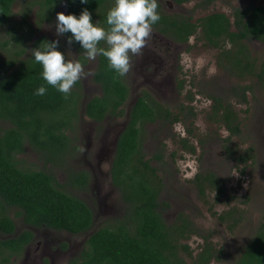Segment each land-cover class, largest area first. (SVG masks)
<instances>
[{
    "label": "trees",
    "instance_id": "trees-1",
    "mask_svg": "<svg viewBox=\"0 0 264 264\" xmlns=\"http://www.w3.org/2000/svg\"><path fill=\"white\" fill-rule=\"evenodd\" d=\"M21 2L22 12L15 4ZM184 3L190 0H174ZM203 2L215 0H197ZM24 3V4H23ZM114 0H0V30L7 27L11 41L17 43L14 58H0V264H13L12 257L22 252L33 238L30 229L17 233V218L27 226L65 230L72 234H88L94 226V211L80 196L89 190L91 176L87 171L71 167L73 151L79 149L72 136L81 118L84 92L81 80L77 81L68 95L58 92L42 78V67L34 61L31 49L45 40H54L47 34H39L41 26L55 22L61 6L66 12L79 13L87 8L93 22L107 27V11ZM158 0L161 19L152 27L187 42L199 32V40L217 50V65L226 71L233 82L226 92L210 94L212 103L207 118L224 128L228 136L222 140L228 156L239 164L256 159L255 146L242 148L245 143L244 121L237 105H246L249 112L251 97L264 92V5L236 7L228 15L223 11L207 12L193 21V15H172ZM34 12V22L30 21ZM22 15L21 20L16 19ZM38 33V34H37ZM70 33L64 34V42L78 52L79 61L87 62L84 50L78 43H67ZM31 42V49L23 47ZM261 44L262 51L255 49ZM105 47L103 41L100 44ZM59 48L64 52L60 42ZM19 49V50H18ZM67 57V56H66ZM98 65L93 78L101 86V94L87 97L83 114L97 122L100 128L110 117L122 116L132 90L126 75L119 76L103 56H97ZM44 85L42 96L35 90ZM179 90L185 89L184 81ZM194 96L186 95L176 107L160 103L149 92L137 97L131 107L129 120L119 135L112 161L111 176L118 189L123 211L108 218L85 241L79 257L68 264H212L222 262L223 247L213 241V234L201 230L185 211H180L173 222H168L165 210L171 203L164 200L167 173L164 165L167 150L161 148L148 155L144 145L147 123L175 124L197 116L191 104ZM188 133L193 134L188 128ZM242 135V136H241ZM234 137L240 141H232ZM199 141H203L199 138ZM228 141H232L228 143ZM182 149L195 153L196 145L189 137L179 139ZM228 143V144H227ZM234 143V145H232ZM40 152L45 167L40 169L24 166L19 157L27 147ZM177 152H173V156ZM50 165V166H49ZM66 177L60 180L58 171ZM203 200L215 192V201L227 202L234 196L226 193L225 180L213 171L199 172L192 180ZM11 210L15 212L11 214ZM246 217L237 206L220 215V220H231L235 228ZM197 235L203 240L195 254L190 239ZM233 264H264V217L253 237L236 254Z\"/></svg>",
    "mask_w": 264,
    "mask_h": 264
},
{
    "label": "rangeland",
    "instance_id": "rangeland-1",
    "mask_svg": "<svg viewBox=\"0 0 264 264\" xmlns=\"http://www.w3.org/2000/svg\"><path fill=\"white\" fill-rule=\"evenodd\" d=\"M162 1L168 9L177 11L172 0ZM251 5H264V0H218L207 9L199 8L196 10V3L191 2L182 8L185 11L194 9L195 16L199 18L207 12L223 11L231 14L236 6L249 7ZM22 8L20 1L15 4L16 11L22 12ZM64 10L65 7L61 6L59 12H65ZM21 16L18 14L16 19L21 20ZM34 18V12H31L30 21L34 22ZM153 32L157 34L154 29H152ZM38 33L58 39L64 46L66 56L69 59L79 60L78 52L64 42V35H56L55 22L42 25ZM199 36L200 33L192 37L187 43L182 44L178 51L176 45L172 46L165 42L166 40L152 36L153 44L157 41L162 45L163 50L172 52L171 56L176 57L177 64L174 65V68L165 65L162 70L156 73L155 77L145 78L144 73L147 68L150 72L156 70L152 66L146 67L147 58L142 57V52L146 53L152 47L147 43L150 40L148 37L141 52L131 56L130 69L126 74V79L131 86L132 93L124 107L126 112L122 116L108 118L102 128L97 122L83 114L87 97L102 92L100 84L93 78L97 58L95 61L88 60L83 64L85 71L89 74L86 78L81 79L84 100L81 106V118L72 133L79 149L73 152L72 159L76 168L88 170L93 175V188L80 193L85 200L87 199L92 203L94 208L95 224L88 233L90 234L103 225L108 218L120 214L125 207L110 183V168L119 135L129 120L131 107L139 94L149 92L160 103L171 106L174 110L180 103L184 101L187 103L186 95L192 94L194 99L191 104L195 106L194 110L197 116L186 118L185 121L172 125L157 122L147 123L144 130V145L148 155H151L157 148H161L162 144L167 150L164 165L165 173H167V187L164 190L163 198L171 203V206L165 210L168 222H173L180 211H185L201 230L212 233L213 241L219 244V247H223L225 252L223 261L212 264H233L236 254L253 237L264 217V92L258 91L257 97H251L249 112L246 110V105H237V108L241 110L240 116L244 121V128H246L244 132L245 143L242 148L255 146L257 156L256 163L251 158L248 163L239 164L236 159L228 156L224 146L226 142H223L222 139L228 136V132L209 121L206 116L212 103L209 95L226 92L231 86L233 78L217 65V50L207 47L199 40ZM7 39H10V36L7 27L4 26L0 30V58L2 59L17 57L15 56L17 47L20 48L13 40L4 48L1 43ZM29 45L31 49V42L23 47L28 50ZM254 47L259 51L263 49L261 44H256ZM180 79L185 80V89L182 92L175 85L176 81L179 82ZM152 81H161V88L153 85ZM167 81L174 82V86H171ZM5 125L8 124L0 122L1 127ZM188 128L193 131L191 136L188 133ZM182 137L192 139L197 147L195 153L181 148L179 139ZM199 138L203 141H199ZM232 141L241 142V138L234 137ZM232 141H228V143ZM173 152H177L175 156H173ZM40 156V152L28 146L26 152L19 157L25 164L24 166L40 169L45 167ZM206 170L217 173L221 179L225 180L226 193L234 196L230 203L226 201L227 198H223V201H215V192L208 197V202L199 195L197 185L192 180L199 172ZM58 177L64 181L65 175L59 172ZM233 206L245 211L246 217L235 228L230 229L231 220L223 222L220 220V215ZM14 212L15 210H11V214ZM41 228L37 234L39 239L43 241L42 244L47 245V242H50L46 240L44 235L56 239V243H70L67 258L78 256L88 238V234L77 236L76 234H68L66 231L56 233L49 228ZM24 229H31V227L18 219L17 233ZM202 242L201 237L197 235L190 239L195 254ZM35 248L36 245H33L28 250L25 259L16 264H30L27 261H32L35 257ZM57 257L55 255V258ZM58 263L59 260H52L51 263L45 261L43 264Z\"/></svg>",
    "mask_w": 264,
    "mask_h": 264
},
{
    "label": "clouds",
    "instance_id": "clouds-1",
    "mask_svg": "<svg viewBox=\"0 0 264 264\" xmlns=\"http://www.w3.org/2000/svg\"><path fill=\"white\" fill-rule=\"evenodd\" d=\"M89 2L80 0L81 4ZM160 19L158 0H114L106 14L107 27L93 22L91 12L85 8L79 15L57 12L55 33L57 36L70 33L67 43H78L89 61L103 56L115 73L125 76L130 69L131 56L141 52L152 33V26ZM102 41L105 47L100 46ZM59 44L58 39L45 40L30 51L34 61L42 67L43 80L58 92L68 95L76 82L89 73L79 60L66 57ZM46 91V87L41 85L35 90V95L42 96Z\"/></svg>",
    "mask_w": 264,
    "mask_h": 264
},
{
    "label": "flooded vegetation",
    "instance_id": "flooded-vegetation-1",
    "mask_svg": "<svg viewBox=\"0 0 264 264\" xmlns=\"http://www.w3.org/2000/svg\"><path fill=\"white\" fill-rule=\"evenodd\" d=\"M174 2V4L176 5V9L177 11H172L170 9L167 8V6L165 5V3H163L162 0H160V2H162V7L167 11L169 12L170 14L172 15H193L194 18H193V21H196L198 17L195 16V10L196 9H199V8H209V6H211L213 3L217 2L218 0H215V1H211V3H205L203 2V5L202 6H197V0H190V1H187V2H184V3H176L174 0H172ZM191 2H195L196 3V7H195V10L192 9L191 11H188V10H183L184 6H186L187 4L191 3ZM238 7V6H236ZM194 10V11H193ZM204 10V9H203ZM233 12V11H232ZM206 14V13H204ZM203 14V15H204ZM228 14V13H227ZM230 15V14H228ZM197 22V21H196ZM152 29H154L157 34H155L154 32L151 33V35L149 36V39L148 40V44L151 45V49H149L146 53L145 52H142V57L144 56V59H146L147 61L145 62L146 63V67H154L156 70L155 72H153V70L150 72V70H148V68L145 70V73H144V76L145 78H153L155 77L157 74V72L159 70H162L163 67L166 65L170 68H174V65L177 64V59L176 57L174 56H171L172 52L170 53V51L168 50H163V48H161V44L154 42L153 44V39L151 38L152 36L154 37H157V38H160L161 40H166L165 42L171 44L172 46L173 45H176V49L178 51V48L182 47V44L184 43H187L190 39H192V37H194L195 35H198V32L200 30V28L198 29V32H195L193 33L189 40L187 42H182V41H178L176 39H174V37L170 36V35H166L158 30H156L155 28L152 27ZM147 40V39H146ZM151 41H152V44H151ZM156 43V44H155ZM168 51V52H167ZM142 59V58H141ZM88 61V60H87ZM97 65H98V59H97ZM96 65V67H97ZM166 77V76H164ZM170 81V80H169ZM180 81H184L185 83V80L184 79H180ZM179 82L176 81L175 85L178 89L179 87ZM151 83H153V85H156V86H159L158 88H161L160 86H162V82L161 81H152ZM167 83H170L171 86H174V82H168ZM166 83V84H167ZM140 95V94H139ZM74 152V151H73ZM73 152H72V156L71 157V167L74 168L76 171H87L89 172L90 176H91V181H90V185H89V188L92 189L93 188V184H92V174L90 173V171L88 170H85V169H78L75 167V165L73 164ZM114 156V155H113ZM113 161V159H112ZM44 165V163H43ZM50 166V165H49ZM111 168H112V163H111ZM111 168H110V183L111 185L113 186V190H115L117 193H118V197L120 198V194H119V191L118 189L113 185V181H112V176H111ZM62 173L63 171L62 170H59L58 173ZM64 174V173H63ZM65 175V174H64ZM66 177V175H65ZM64 181H65V178H64ZM80 192H86V191H80ZM81 196V195H80ZM86 201L89 203V205L92 207L93 211H94V208H93V205L92 203H90L87 199ZM19 218H17L18 220ZM94 222H95V213H94ZM31 227V231L33 233V238L31 239V241L29 243H27L25 245V248L22 250L21 253L15 255L14 257H12V261H13V264H16L18 262H21L22 259H25V256L27 255V252L28 250L33 246V245H36V248L34 249L35 251V257L32 259V261H27V262H30V264H43L45 263V261H47V263H51L52 260H59V263L58 264H68L72 259L73 257H69L67 258V253L69 250V245L70 243H67V242H60V243H56L55 240L56 239H53L51 238L50 236H45L46 240H49L50 242H47V245L42 244L43 241L39 239V236L37 234L38 230L42 229L41 227H35V226H30ZM49 230H53L54 232H63L65 230H58V229H53V228H49ZM68 234H71L73 235L71 232H68L66 231ZM77 236H83L85 234H82V233H79V234H76ZM45 240V239H44ZM85 243V242H84ZM60 257V258H55V255ZM80 254H78V256L76 257H79ZM74 257V258H76ZM72 258V259H71ZM71 259V260H70ZM20 260V261H19ZM25 261V260H23ZM26 262V261H25Z\"/></svg>",
    "mask_w": 264,
    "mask_h": 264
},
{
    "label": "water",
    "instance_id": "water-1",
    "mask_svg": "<svg viewBox=\"0 0 264 264\" xmlns=\"http://www.w3.org/2000/svg\"><path fill=\"white\" fill-rule=\"evenodd\" d=\"M64 11L66 12V9H65ZM65 12H64V13H65ZM93 232H94V231H92L90 234H88V237H89Z\"/></svg>",
    "mask_w": 264,
    "mask_h": 264
}]
</instances>
